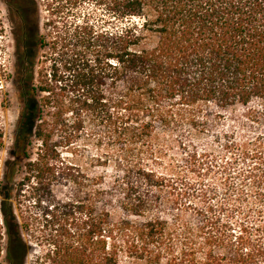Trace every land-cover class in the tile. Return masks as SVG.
I'll list each match as a JSON object with an SVG mask.
<instances>
[{"label":"trees","instance_id":"trees-1","mask_svg":"<svg viewBox=\"0 0 264 264\" xmlns=\"http://www.w3.org/2000/svg\"><path fill=\"white\" fill-rule=\"evenodd\" d=\"M13 2L23 108L0 264L35 247V264H264V0ZM58 146L97 154L52 164ZM24 187H47L42 216L20 214Z\"/></svg>","mask_w":264,"mask_h":264},{"label":"rangeland","instance_id":"rangeland-1","mask_svg":"<svg viewBox=\"0 0 264 264\" xmlns=\"http://www.w3.org/2000/svg\"><path fill=\"white\" fill-rule=\"evenodd\" d=\"M13 0H0V126L3 129L4 138V148L0 150L1 158V169L0 178L3 180L5 175V162L11 159L10 152L13 150L15 136L17 132V125L20 120L21 110L23 108L20 101V85L18 82L20 60L18 55V33L20 27V19L17 16L16 10L13 6ZM47 20V14L44 10L40 12V28L43 35L47 34L44 24ZM44 55V51H40L38 61L41 60ZM37 142L32 143L29 147V152L32 158L36 157L37 153ZM179 146L173 145L168 146L167 155L165 157L166 164L172 166L175 169L182 168L183 154ZM199 148H206V146H197ZM221 146H210V150L216 152V154H221ZM97 150L95 146H70L65 148L64 146H58L56 148V153L50 156L51 162L58 163L59 155L60 161L64 163H72L82 167H88L90 164V159L96 156ZM26 160L23 161L19 172L16 173L15 179L18 183L23 182L27 171L25 168ZM46 180H54L52 177L46 175ZM55 184L52 188L54 193L59 198H64L68 193L64 187H61L59 183ZM32 185V183H31ZM47 185V184H46ZM47 187L38 188L35 191V195L31 194V188H23V203L20 209V214L23 216L26 214L28 209L34 214V216H42L43 211H45L46 200H49L47 194ZM42 199L45 203L42 204L40 208L37 205L38 200ZM27 207H30L27 208ZM29 236V235H27ZM30 239V238H29ZM38 248H34L31 252V256L28 259L27 264H35L36 257L39 256Z\"/></svg>","mask_w":264,"mask_h":264}]
</instances>
